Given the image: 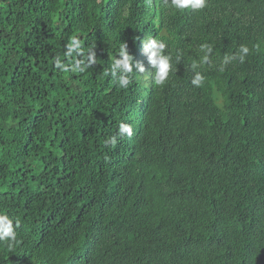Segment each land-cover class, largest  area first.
I'll list each match as a JSON object with an SVG mask.
<instances>
[{
  "label": "trees",
  "instance_id": "obj_1",
  "mask_svg": "<svg viewBox=\"0 0 264 264\" xmlns=\"http://www.w3.org/2000/svg\"><path fill=\"white\" fill-rule=\"evenodd\" d=\"M146 6L0 0V209L13 198L24 244L15 263L5 252L19 245H1L0 264H264V0L167 5L158 24ZM153 35L174 71L149 101L164 110L186 96L191 111L178 120L151 113L140 132L106 147L121 122L140 120L130 99L107 101L110 64L121 43L132 54ZM73 37L82 56L68 53ZM204 44L213 51L194 71ZM241 45L245 62L221 71ZM91 50L84 71L55 66L86 65ZM107 160L121 165L115 179L99 177ZM71 194L87 200L65 215L60 201Z\"/></svg>",
  "mask_w": 264,
  "mask_h": 264
},
{
  "label": "clouds",
  "instance_id": "obj_2",
  "mask_svg": "<svg viewBox=\"0 0 264 264\" xmlns=\"http://www.w3.org/2000/svg\"><path fill=\"white\" fill-rule=\"evenodd\" d=\"M147 6L143 9L142 14L150 19H153L156 24L160 21L161 16L165 13V8L169 5L172 9L178 11H185L188 9L197 11L202 10L207 6L208 0H146ZM68 47V53L75 52L77 56H82L81 45L77 37H73L70 40ZM168 45L162 39L153 36H145L138 41L134 52L131 54L127 42H123L120 45L116 58L111 62L109 68V74L113 78L115 84L107 90L105 96L109 103H116L123 98H128L133 101L135 105V111L140 117L137 122L124 121L119 124L116 135H113L104 141L105 146L115 147L118 143V138H123L125 135L129 138L132 137L134 132H140L142 129L143 121L149 117L151 113L156 115L169 114L174 120H178L185 114L189 113L191 109L186 105V96L176 104L172 105L170 109H160L152 105L149 98L152 93L158 89L164 87L169 75L174 71V62L171 54H166ZM112 47L110 45L103 46L101 52L104 55L110 54ZM200 51L204 53L201 57L200 63H192V69L195 71L200 64H206L209 61V57L213 51L212 47L204 44L200 46ZM249 53V48L246 45H241L238 52L231 56L226 55L221 65V71L231 63L233 60L239 59L240 63H244ZM95 51L91 50L88 53V63L86 65L81 64L80 60L71 67L65 66L61 61L56 58L55 66L63 72L72 71H84L85 68L91 67L94 61ZM180 57H176V63H179ZM205 77L201 72H195L192 79L193 86H200L204 82ZM99 177L107 179H115L119 172H121V165L116 161H103V165L99 166ZM58 192V186L52 187L47 194L53 201V197ZM73 200H61L59 209L65 215L73 211L75 202L83 203L87 200V196L84 199L73 196ZM5 210L0 209V246H8L9 248L14 245H19L18 250L5 253L9 254V263H15L18 256L24 251V244L20 241V221L10 216L12 211L13 198L9 197L4 200ZM79 238L89 239L92 233L89 234V230H80L77 228Z\"/></svg>",
  "mask_w": 264,
  "mask_h": 264
}]
</instances>
